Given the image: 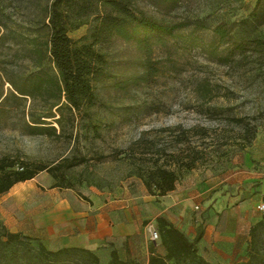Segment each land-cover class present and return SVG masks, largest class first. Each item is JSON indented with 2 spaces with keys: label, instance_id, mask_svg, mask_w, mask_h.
I'll list each match as a JSON object with an SVG mask.
<instances>
[{
  "label": "rangeland",
  "instance_id": "1",
  "mask_svg": "<svg viewBox=\"0 0 264 264\" xmlns=\"http://www.w3.org/2000/svg\"><path fill=\"white\" fill-rule=\"evenodd\" d=\"M136 3L164 23L189 16H207L208 21L222 18L230 23L246 20L234 26L235 39L264 41V0H191L173 7L157 0ZM42 16L40 7L29 4L15 10L7 4L0 14V37H4L0 39L1 100L8 96L0 106V157L19 156L47 164L74 157L80 162L58 180L64 186H57L52 175L42 171L1 194L0 228L5 225L11 231L44 238L47 228L58 231L69 218L64 203L81 213L98 202L129 194L149 213L143 227L151 241L150 227L158 230L154 214L162 202L178 221H182L181 213L172 203L188 196L193 198L194 218L205 220L209 209L217 205L221 211L228 208L236 195L243 196L242 217L253 212L251 203L260 179H264V54L254 50L249 40H244L243 49L234 41L220 45L218 51L225 60L209 57L200 46L185 45L181 36L191 34L189 28H179L172 35L140 32L130 40L113 37L98 43L95 48L108 60L111 77L94 82L96 102L78 113L63 109L61 115L55 110L56 117L46 120L47 126L57 127L56 134H34L28 124L32 123V109L37 111L42 102L34 103L33 108L30 97L10 95L12 86L1 76L3 71L14 76L31 70L19 34H33ZM91 27L92 21H88L69 34L83 39ZM194 35L199 44L213 41L211 29ZM133 75L139 78L127 93L115 86ZM203 83L211 88L206 97L198 92ZM58 117L61 124L56 122ZM253 129L256 134L250 140ZM182 133L186 138L180 143L177 139ZM189 155L199 158L193 167L179 170L174 192L160 197L149 193L138 172L155 162L175 168V157L185 163ZM210 185L216 186L204 196ZM146 195L151 201L145 200ZM261 203L264 200L256 203L259 219L264 214L258 208ZM219 222L215 218L211 227L216 228ZM186 233L191 236V230ZM213 241L212 237L199 243L206 258L213 257ZM32 243L37 246L39 239L35 237ZM246 246L240 250L237 245L233 260L215 258L212 263L236 264L246 257ZM139 255H144L141 250Z\"/></svg>",
  "mask_w": 264,
  "mask_h": 264
},
{
  "label": "trees",
  "instance_id": "2",
  "mask_svg": "<svg viewBox=\"0 0 264 264\" xmlns=\"http://www.w3.org/2000/svg\"><path fill=\"white\" fill-rule=\"evenodd\" d=\"M41 1L43 5L40 4ZM186 1L191 0H157L168 7ZM260 1L257 0V3ZM136 2L137 0H0V14L4 12L7 4L13 6L14 10L24 4L36 5L41 8L43 14L42 21L35 24L37 26L33 28V34H19V43L23 47L24 57L30 61L31 70L26 74L14 76L3 71L1 76L5 78L4 82L7 81L12 86L10 95L30 97L33 108L34 103L42 102V107L37 108V111L32 109V123L28 124L30 133L56 134L57 127L47 126L46 120L56 117L55 110L61 115H64L63 109L78 113L85 105L96 102L94 82L109 80L111 75L107 67L108 60L95 45L113 37L130 40L140 32L172 35L179 28H189L191 34L181 36L184 44L191 47L200 46L211 58L225 60L227 57L220 56L218 47L234 41L238 48L243 49L244 40H249L254 50L264 54L263 40L245 37L235 39L234 26L246 20L230 23L222 18L208 21L207 16H189L176 23H164L147 15ZM88 21H92L88 36L83 39L70 36L72 29ZM43 29H46V32ZM209 29L213 32V41L210 44H199V39L194 33ZM84 39L86 41L81 42ZM138 78L139 76L133 75L118 81L115 86L127 93L128 87L134 85ZM198 92L206 97L211 92L210 85L201 84ZM1 99L2 94L0 106L8 96ZM61 121L60 117L56 118V122L61 124ZM255 134L256 129H253L250 140ZM185 138L182 133L177 141L181 143ZM188 157L190 159L185 163L175 157L178 166L175 168L155 162L138 172V175L150 194L165 196L176 188L179 170L184 166L193 167L199 158L194 155ZM73 158L63 157L54 164H47L29 158L3 155L0 157V195L8 192L15 184L34 178L42 171L50 173L57 181V186H64L58 180L65 177L67 169L80 162L74 161ZM156 221L160 240L150 242L147 264H213L200 252L199 243L204 235L202 224L197 226L195 236L191 237L165 216H157ZM34 238L19 231H11L3 225L0 228V264H143L137 258L122 255L114 246L110 248L107 261H103L98 253L83 247H62L53 250L40 240L39 244L34 246ZM236 264H264V214L251 225L246 257Z\"/></svg>",
  "mask_w": 264,
  "mask_h": 264
},
{
  "label": "crops",
  "instance_id": "3",
  "mask_svg": "<svg viewBox=\"0 0 264 264\" xmlns=\"http://www.w3.org/2000/svg\"><path fill=\"white\" fill-rule=\"evenodd\" d=\"M216 185H210L205 189L203 195L208 196ZM174 191L175 189L171 192ZM263 196L264 179H260L257 192L254 195L255 199L251 203L255 207L246 219L242 217L245 207L242 204L243 196L241 197V195H236L235 203L222 211L218 209V205H215L217 209L211 207L205 220L202 217H193L195 213L191 196L178 198L172 203V206L177 207V211L181 213L182 221H178L174 215H170L169 206L163 202L158 208L155 205L157 211L154 215L155 218L160 215L165 216L185 232L190 233L191 230V237L195 236L197 226L202 223L204 235L200 243L204 240L206 242L207 238L213 237L214 239L211 249L213 257L207 259L213 262L215 258H219L226 262L234 259L237 245L240 250L247 245L249 236L246 235L249 233L251 225L259 220L256 203L263 200ZM150 198L147 196L145 200L151 201ZM136 203L139 204L140 201L129 194L128 197L124 196L119 200L98 202L88 211L81 213L75 212L69 204L64 203V207L69 210V218L59 225V233L57 234L58 231L51 227L47 228L48 233L44 238L37 235H32V237L38 238L53 250L62 247H83L100 256L102 253L103 261H107L110 248L114 246L122 255L130 254L142 261L143 264H147L151 240L146 237L143 222L150 216L148 211L145 212L142 204L136 205ZM215 218L220 220L216 228L211 227V222ZM245 221H247V225H245ZM190 222H195V226H190ZM52 236L55 238L52 239ZM140 250L144 254L143 257L139 255Z\"/></svg>",
  "mask_w": 264,
  "mask_h": 264
},
{
  "label": "built area",
  "instance_id": "4",
  "mask_svg": "<svg viewBox=\"0 0 264 264\" xmlns=\"http://www.w3.org/2000/svg\"><path fill=\"white\" fill-rule=\"evenodd\" d=\"M259 208H260L261 210H264V203H261V204L259 205ZM150 238H151L152 240H157V239L159 238L158 230H157L154 226H151V227H150Z\"/></svg>",
  "mask_w": 264,
  "mask_h": 264
}]
</instances>
